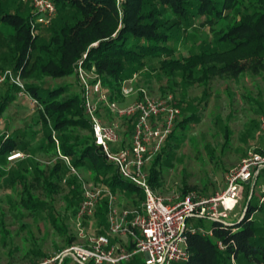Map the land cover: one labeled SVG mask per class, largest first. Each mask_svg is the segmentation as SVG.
<instances>
[{"label":"trees","instance_id":"1","mask_svg":"<svg viewBox=\"0 0 264 264\" xmlns=\"http://www.w3.org/2000/svg\"><path fill=\"white\" fill-rule=\"evenodd\" d=\"M50 1L55 15L48 26L36 25L32 37L29 20L33 15L29 6L19 0H0V72L8 67L12 73L19 72L22 78L42 76L55 79L72 75L76 63L80 62L84 69H93L111 100L121 102L117 96L119 82L142 70L150 59L166 76L179 73L188 78L195 69L203 80L210 70L235 76L245 70L255 72L264 67V0ZM241 1L252 3L257 8L250 14L239 16L237 21L226 23L225 13L231 8L237 11ZM197 19H202L198 26H225L222 30L212 31L211 40L200 42L196 50L191 47L189 56L175 58L171 43L184 36L191 26L195 28ZM213 60L220 62L221 66L216 68ZM78 89V94L60 98L65 92L64 86L41 88L29 84L23 87L39 107L45 145L52 151L57 149L74 170L84 168L93 180L111 192L123 191L127 195L140 192L116 174L94 145L88 120L81 109L79 85ZM16 92L17 88L11 84L0 86V113L4 104L15 99ZM177 107L184 111L181 105ZM194 119L193 115L182 114L168 138L173 136L176 128H182ZM124 124L129 126L130 132L133 121L127 120ZM71 129L86 131L87 136L71 141L68 134ZM27 147L25 134L20 129L1 135L0 164L6 163L5 158L11 152L31 153ZM56 167L52 168V175ZM66 171L71 177L66 180L69 190L64 202L67 217H71L80 200V185L67 167ZM108 172L111 173L106 176ZM147 172L150 185L153 172L151 168ZM51 179L43 181L47 197L52 192ZM14 185L20 187L27 211L45 212L50 226L63 236L66 245L75 239V235H66V227L49 201L31 197L26 178L18 165L6 172L0 168V189ZM254 187L255 184L241 219L235 223H211V237L197 232L187 234V259L179 264H230V257L236 264H264V232L249 218L264 207V203L258 204L257 201L251 205ZM104 212L105 200L100 198L94 211L100 234H105ZM200 227L204 228L201 224ZM1 234L4 238L5 231L2 230ZM217 241L223 245L222 250L217 247ZM63 263L64 259L60 264Z\"/></svg>","mask_w":264,"mask_h":264},{"label":"rangeland","instance_id":"2","mask_svg":"<svg viewBox=\"0 0 264 264\" xmlns=\"http://www.w3.org/2000/svg\"><path fill=\"white\" fill-rule=\"evenodd\" d=\"M13 1L16 0H11ZM256 8L252 3L241 1L237 11L231 8L225 13V22L237 21L239 16L250 14ZM200 23L202 19H197L195 28L191 26L184 36L171 43L175 58L189 56L191 47L196 50V45L200 42L211 40L212 31L222 30L225 26H198ZM210 63L211 61L207 62V65ZM213 63L216 68L221 66L216 60H213ZM3 70L10 68L4 67ZM214 71L210 70L205 80L195 69L188 78H183L179 73L166 76L158 69V64L150 59L142 70L134 73L137 87L145 89L149 95L155 97L170 95L176 106L181 105L184 108L183 112L179 109L177 121L181 120L182 114L195 117L184 127L176 128L173 136L166 139L147 164V169L151 168L153 172L150 187L161 196L182 191H193L201 196L212 195L218 190L225 171L235 167L249 149L262 146V135L257 124L259 117L264 116V67L255 72L245 70L235 76L213 73ZM19 81L23 87L29 84L41 88L64 86L65 92L60 98L70 97L79 91L74 71L72 75L63 78L20 76ZM14 97L12 102L4 104L0 113V136H6L14 130H22L28 145L27 150L31 153L15 151L20 152L23 159L7 162L5 158L6 163L0 164V168L6 172L18 165L26 178L31 197L34 200L49 201L60 215L59 218L66 227V235L73 236L74 231L64 202L69 190L66 180L71 177L66 171L67 166L60 159L57 149L52 151L45 145L39 107L34 106L26 96H18L17 92ZM129 100H122L120 103L124 104ZM99 115L104 120L109 118L103 109ZM124 122L126 121L121 123V133L126 140L130 132L129 126ZM68 134L71 141L87 136L86 131L78 129H71ZM54 166L57 167L52 175ZM75 170L83 182L101 186L84 168ZM46 179L53 182L50 197L46 196L44 188L43 181ZM259 185H264V170L257 176L251 205L256 204V186ZM248 193L249 187H245L239 207L234 211L236 217H229L228 223H235L240 218ZM117 195L120 207H130L132 202L140 200L141 194L138 192L127 195L117 192ZM249 218L264 232V207L253 212ZM90 221V228H98V220L94 216ZM200 224L208 229L211 223L193 218L186 220V227L197 228ZM2 230L5 231L4 238H1ZM65 245L63 236L57 234L50 226L45 212L27 211L24 208L18 185L0 189V264H35ZM142 259V254L137 253L132 261L125 264H140ZM63 264L77 263L66 257Z\"/></svg>","mask_w":264,"mask_h":264},{"label":"built area","instance_id":"3","mask_svg":"<svg viewBox=\"0 0 264 264\" xmlns=\"http://www.w3.org/2000/svg\"><path fill=\"white\" fill-rule=\"evenodd\" d=\"M19 2L27 4L33 15L29 20L32 37L36 25L48 26L55 15L50 0ZM74 73L81 91V109L88 120L94 145L116 174L140 191L142 198L130 207H120L117 192L83 182L69 166L68 159L59 155L80 185V200L70 217L75 240L36 264H57L66 257L77 264H125L132 261L137 253L143 257L140 264L184 262L187 259L185 242L188 233L212 236L210 228L186 227V220L228 223L229 217H236L234 211L239 207L245 187L252 190L259 172L264 170V116L259 117L257 124L262 146L249 149L235 167L225 171L214 194L201 196L190 191L161 196L147 182V164L163 146L179 117L173 97L149 95L145 89L136 86V74H132L119 82L117 96L121 101L130 99L122 104L109 98L108 90L101 85L92 68L86 70L77 62ZM3 83L15 86L18 96H26L37 106L24 92L19 72H0V86ZM102 109L108 114V120L99 115ZM127 120H132L133 124L125 140L121 123ZM22 158L20 152H11L6 161ZM100 198L105 200V234L98 233L97 227L90 228V220ZM256 199L258 204L264 203V185L256 186ZM216 245L223 249L219 241ZM230 264H236L232 257Z\"/></svg>","mask_w":264,"mask_h":264},{"label":"water","instance_id":"4","mask_svg":"<svg viewBox=\"0 0 264 264\" xmlns=\"http://www.w3.org/2000/svg\"><path fill=\"white\" fill-rule=\"evenodd\" d=\"M251 189L249 190V193H248V195H247V197H246V201H245V204H244V208H243V211H242V213H241V215H240V219L243 217V215H244V213H245V209H246V205H247V203H248V201H249V199H250V196H251ZM213 223V222H212ZM60 262H61V260H59L58 262H57V264H60Z\"/></svg>","mask_w":264,"mask_h":264}]
</instances>
